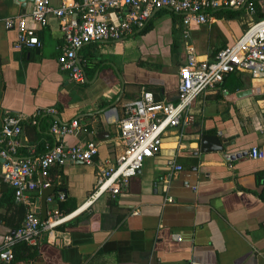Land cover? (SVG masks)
I'll use <instances>...</instances> for the list:
<instances>
[{
	"label": "crops",
	"instance_id": "0c3cea01",
	"mask_svg": "<svg viewBox=\"0 0 264 264\" xmlns=\"http://www.w3.org/2000/svg\"><path fill=\"white\" fill-rule=\"evenodd\" d=\"M47 1L55 8L70 3ZM33 4L0 0V126L5 113L21 117L17 159L44 154L55 145L54 122L74 120L79 133L64 137V146L93 140L99 160L114 159L123 150L115 123L123 106L143 89L175 103L186 43L199 59H212L240 33L234 28L227 33L231 37L209 34L223 20L219 12L215 23L192 27L184 38L180 17L159 10L132 38L82 47L77 56L84 83H77L58 66L64 45L58 18L49 17L44 27L28 19L41 49L15 47L16 31L5 29L3 19L28 15ZM51 109L54 114H48ZM191 111L194 125L183 135L168 131L120 195L105 194L85 205L96 167L70 161L53 167L51 189L29 201L40 220L53 209L69 215L65 211L74 206L72 217L50 234L42 232L36 245H18L12 264H264V159L249 157L252 148L264 153L263 81L229 74L199 96ZM204 135L216 136L224 151L202 152ZM167 197L173 202L166 203ZM20 206L0 177V249L19 222Z\"/></svg>",
	"mask_w": 264,
	"mask_h": 264
},
{
	"label": "built area",
	"instance_id": "2783aa9c",
	"mask_svg": "<svg viewBox=\"0 0 264 264\" xmlns=\"http://www.w3.org/2000/svg\"><path fill=\"white\" fill-rule=\"evenodd\" d=\"M164 9L180 17L184 38L189 37L192 27L215 23L217 13L224 10L244 12L248 22L240 36L218 50L212 59H199L194 48L186 43L175 103L156 100L151 91L143 89L137 99L123 106L122 115L115 122L123 150L114 159L99 160L98 144L93 140L64 146V137L79 133L76 120L66 125L54 122L50 133L55 145L41 156L17 159L21 117L5 113L0 126V177L12 189L14 200L25 206V217L17 229L4 235L0 264H12L18 245H36L42 232L50 234L57 225L72 217L53 209L46 220H40L29 201L30 195H41L51 189L53 167H61L68 161L96 167V184L85 205L105 194L120 195L141 170L144 159L155 154L168 131L176 130L183 135L194 125L196 117L191 108L199 96L215 89L232 73H246L264 84V0H70L57 8L47 0H34L28 15L3 19L5 29L16 31L17 49L37 50L42 43L28 19L44 27L49 17L58 18L64 40L58 66L61 71H68L73 81L84 83L77 56L82 47L132 38L147 26L156 11ZM258 15L262 16L256 19ZM47 112L55 113L52 109ZM249 157L264 159V153L252 148ZM172 168L175 171L181 167ZM57 199L62 201L64 194L58 192ZM46 201L53 202L52 196ZM172 202L167 197L166 203Z\"/></svg>",
	"mask_w": 264,
	"mask_h": 264
},
{
	"label": "rangeland",
	"instance_id": "374dc122",
	"mask_svg": "<svg viewBox=\"0 0 264 264\" xmlns=\"http://www.w3.org/2000/svg\"><path fill=\"white\" fill-rule=\"evenodd\" d=\"M237 13L238 14H236V18L230 20V19L226 18L227 13L222 12L220 16L223 17V20L222 21L220 20V21H218V23L213 25L214 30H212V32H209V34L217 35V33H221L222 35L227 37V36H230V35H227V33L229 31H232L234 28H236L237 32H240L239 35L236 37V39H237L240 36V34L242 33V31L246 28V23L248 22V17L246 15H244V12H237ZM204 32L205 33L207 32L206 28L204 29ZM200 34H201V32H200ZM188 41L190 42V44H192L191 38L188 39Z\"/></svg>",
	"mask_w": 264,
	"mask_h": 264
},
{
	"label": "water",
	"instance_id": "95a60500",
	"mask_svg": "<svg viewBox=\"0 0 264 264\" xmlns=\"http://www.w3.org/2000/svg\"><path fill=\"white\" fill-rule=\"evenodd\" d=\"M27 1H33V0H16V2L19 3L22 7L25 6ZM246 92L247 94H250V90L242 91L238 94L244 95ZM201 151L205 153L207 152L222 153L224 151V146L222 145V143L219 141V139L216 136L204 135L201 137ZM231 158L233 157L231 156Z\"/></svg>",
	"mask_w": 264,
	"mask_h": 264
},
{
	"label": "trees",
	"instance_id": "16d2710c",
	"mask_svg": "<svg viewBox=\"0 0 264 264\" xmlns=\"http://www.w3.org/2000/svg\"><path fill=\"white\" fill-rule=\"evenodd\" d=\"M256 5L259 6V2H258V1H257ZM222 12H226V13H227V14H226V18H227V19H234V18H236V14H238L237 12H235V11H230V10H224V11H222ZM222 12H221V13H222ZM261 16H262V15H258V16L256 17V19L260 18ZM176 48H178L177 44H176ZM13 199H14V196H13ZM21 205H22V204H21ZM60 208H61V207H60ZM73 208H74V206H72L70 209L66 210L65 213H66V214H70L69 211L72 210ZM67 212H68V213H67ZM24 217H25V208H24V206H20V207H19V222L17 223V226L15 227V229H17V228L20 226V224L22 223Z\"/></svg>",
	"mask_w": 264,
	"mask_h": 264
}]
</instances>
